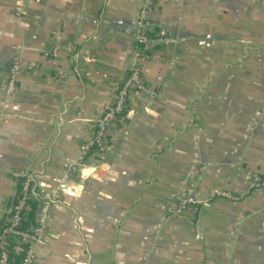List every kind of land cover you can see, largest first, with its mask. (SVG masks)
Masks as SVG:
<instances>
[{"label":"crops","instance_id":"1","mask_svg":"<svg viewBox=\"0 0 264 264\" xmlns=\"http://www.w3.org/2000/svg\"><path fill=\"white\" fill-rule=\"evenodd\" d=\"M142 2L0 0V226L29 172L53 195L37 264H264V188H249L264 179V0H156L152 27L174 42L143 64L155 95L130 96L100 178H64L132 62Z\"/></svg>","mask_w":264,"mask_h":264},{"label":"built area","instance_id":"2","mask_svg":"<svg viewBox=\"0 0 264 264\" xmlns=\"http://www.w3.org/2000/svg\"><path fill=\"white\" fill-rule=\"evenodd\" d=\"M31 1L33 0H23L24 3ZM155 5L156 0H143L134 34L136 45L132 62L117 88L113 103L95 120L91 136L81 143L80 157L66 164L64 178H100L99 171L107 165L103 156L109 148L116 125L122 123L128 114L130 96L134 92L155 95V92L151 91L143 81L142 67L149 59L148 46L151 43L169 45L174 42V39L163 28L158 29L153 38L150 36L149 31L152 25L150 13ZM23 65L19 56L12 58L5 78V98L1 102L2 108L8 107L16 100L17 79ZM97 157L99 160H96ZM19 178L23 180V183L17 200L6 209L8 223L0 226V242L2 243L0 264H37V251L47 242L53 195L45 193L39 195L32 173H23ZM249 188H264V179L253 177ZM215 194L231 200L239 198L226 192H216ZM33 202L39 206L35 223H31L27 228H22V222L29 221L27 216ZM187 203V199H180L179 207L174 214L180 213Z\"/></svg>","mask_w":264,"mask_h":264},{"label":"trees","instance_id":"3","mask_svg":"<svg viewBox=\"0 0 264 264\" xmlns=\"http://www.w3.org/2000/svg\"><path fill=\"white\" fill-rule=\"evenodd\" d=\"M158 29H159L158 27H154L153 28L152 25H151L149 34H150V36H152V38L155 36V34L158 31ZM158 44H160V43H151V44H149V46H148V54H149V51L151 50V48L154 47L155 45H158ZM162 46H164V45L162 44ZM96 160H99V157H97ZM73 178L75 180L77 179L76 177H72L71 179H73ZM22 183H23V180L21 178H19L17 193L15 194L14 200L12 201L11 204H9V206L7 207V209L17 200V197L19 195V191H20V188L22 186ZM38 207L39 206H38V204L36 202L31 203L30 211H29L28 216H27L29 221L26 220V221L22 222V224H21V227L22 228H27L29 225H31V223H35V220H36L37 214H38ZM5 223H8V220H7V212L4 215V218H3V221H2L1 226L3 224H5ZM1 245H2V243L0 242V249H1Z\"/></svg>","mask_w":264,"mask_h":264}]
</instances>
